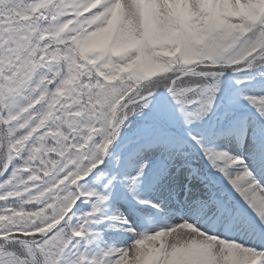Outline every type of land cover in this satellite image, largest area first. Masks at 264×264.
Listing matches in <instances>:
<instances>
[{
	"label": "snow or ice",
	"instance_id": "6c2138e0",
	"mask_svg": "<svg viewBox=\"0 0 264 264\" xmlns=\"http://www.w3.org/2000/svg\"><path fill=\"white\" fill-rule=\"evenodd\" d=\"M0 264H264V0H0Z\"/></svg>",
	"mask_w": 264,
	"mask_h": 264
},
{
	"label": "rangeland",
	"instance_id": "374dc122",
	"mask_svg": "<svg viewBox=\"0 0 264 264\" xmlns=\"http://www.w3.org/2000/svg\"><path fill=\"white\" fill-rule=\"evenodd\" d=\"M109 238H111V234H109Z\"/></svg>",
	"mask_w": 264,
	"mask_h": 264
}]
</instances>
